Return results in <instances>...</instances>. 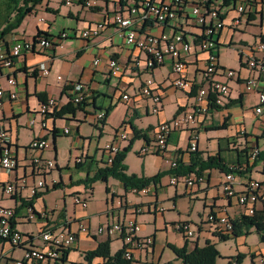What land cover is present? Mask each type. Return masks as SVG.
<instances>
[{
    "label": "crops",
    "instance_id": "0c3cea01",
    "mask_svg": "<svg viewBox=\"0 0 264 264\" xmlns=\"http://www.w3.org/2000/svg\"><path fill=\"white\" fill-rule=\"evenodd\" d=\"M89 1L91 6L87 5ZM132 5L133 0H74L69 6L63 0H45L14 33L34 41L39 32L54 37L63 31H85ZM225 5L222 16L230 26L237 14L232 5ZM8 13L6 2L0 0V31ZM139 26L143 31L147 28L144 22H139ZM153 30L162 31L161 27ZM252 30L255 31L251 41L240 38ZM239 32L242 34L237 38ZM10 37L7 35L4 39L9 40ZM216 39L219 41L217 55L220 65L236 71L237 77L229 79L218 75L219 81L230 86L231 94L224 106L216 108L208 105L206 112L196 109L197 90L205 84L198 69L197 56L187 57L186 65L187 77L195 81V87L191 91L176 89L172 86L174 74L171 62L151 71L143 67L133 68L136 60H145V55L128 45L119 29L112 25L95 38H68L48 52L37 46L34 51L24 54L16 60L14 74L17 84L14 88L8 84L10 72L0 69V88L4 89L0 99L3 103L0 105V132H8L18 161V167L13 172L0 167V205L15 209L13 224L27 236L23 247L0 241V264L21 259L27 247L43 246L39 235L45 228L77 232V240L66 252L64 264H87L86 254L107 240H110L113 257L120 251L124 252V242L109 228L103 233L99 229L130 218L141 224L142 237L154 239L151 247L134 253L132 264H184L175 249L186 248L191 252L204 247L208 241L215 244L220 253L217 264L260 262L264 257V242L255 229H251L249 234L224 241L212 230L208 217L212 212L218 216L227 214L234 220L245 215V209L222 189L226 173L231 168H235L234 188L238 192L250 180L264 182V113L257 114L255 111L259 106V93L264 90V75L252 72L240 55V51L246 48L254 49L258 39L264 42V10L254 8L243 18L238 32L228 28ZM233 44H237L238 62L227 67L222 62L220 48ZM256 57L263 58L264 54L256 53ZM96 59L101 61L99 65H95ZM110 59H116L124 67L120 76L110 73ZM45 67L49 68L48 76L40 73ZM150 77L154 78L156 90L163 96L162 104L157 106L158 112H155V103L143 97L140 91ZM250 77L257 78L259 86L246 92L243 82ZM76 83L83 84L88 95L87 102L80 106L70 105L71 89ZM11 91L18 94L15 100L9 99ZM124 95H128L129 99L125 101ZM50 98L57 99V110L44 117L39 112L40 106ZM68 107L74 112L56 116ZM101 112H105L106 117L100 125L97 115ZM191 112L196 114L197 123L172 132L164 154L140 155L139 149L153 141L154 131L160 124ZM44 121L46 128L42 126ZM120 131L129 135V141L121 145L122 151L134 139L124 162L127 173L145 178L162 175L156 184L149 185L151 193L148 195L134 194L112 176L107 181L85 184V181L95 177L98 169L104 168L105 157L101 149L111 143ZM136 132L139 133L137 138ZM192 132H196L198 137L195 152L190 150ZM62 136L71 138L68 140L70 150L59 140ZM42 137L49 141L50 148L42 154L32 155H41L56 162V169L46 178L48 187L36 197H32L28 188L17 195L5 194V186L13 182L26 180L28 185H34L38 181L31 166L32 155L28 147L33 140ZM252 147L259 148L261 154L255 162L249 161ZM79 157H83V161L77 165ZM209 158L220 161V167H206L199 172L200 163L207 162ZM174 161L179 165L178 174L199 172L206 176V183L194 187H188L183 182L171 185ZM193 163L197 166L192 171L189 169ZM221 167H226V170ZM99 186L105 190L100 201L95 198ZM81 194L93 195L94 200L86 209L73 205L72 199L81 197ZM29 207H33L37 221L29 220ZM135 207H144L146 212L137 214ZM82 220L88 223L89 233L78 232V223ZM179 222L191 223L194 231L192 238L175 229ZM96 227H99L98 233H92L91 228ZM252 238L255 241L250 244ZM230 241H234L236 246L234 252L222 253L219 245L227 246ZM104 262L103 258L93 260V264Z\"/></svg>",
    "mask_w": 264,
    "mask_h": 264
},
{
    "label": "built area",
    "instance_id": "2783aa9c",
    "mask_svg": "<svg viewBox=\"0 0 264 264\" xmlns=\"http://www.w3.org/2000/svg\"><path fill=\"white\" fill-rule=\"evenodd\" d=\"M66 5H72L74 0H63ZM134 5L123 8L112 16H108L104 21L96 24L94 27L85 31H63L58 36L41 37L34 41L25 37L23 34H10L9 40L0 41V69L10 72L8 75V84L14 88L17 81L15 78L16 60L28 52H32L37 46L43 48L46 52L53 49L63 40L68 38H95L107 26H116L127 44L139 49L144 55L145 60H136L133 68H145L147 71L163 66L168 61L171 62L174 78L172 86L183 91H191L195 87V81L188 79L186 74L187 57L197 56L196 62L198 69L203 74L205 84L198 88L196 96V109L199 112H206L207 106L214 101L217 106H224L231 94L230 86L217 79L219 74L229 79L237 77L236 71L223 68L219 63L217 50L219 41L217 38L225 29H232L238 32L242 26V20L256 7L264 10V0H228L229 6L232 5L236 12L230 26L223 20L222 8L226 6V0H133ZM91 6V1L87 2ZM139 22H144L146 30H141ZM150 26L161 27V32L148 30ZM255 48L249 50L246 48L240 51L245 59L248 68L252 72L264 75V57H256V53L264 54V42L258 39ZM254 50V51H253ZM251 51V53H250ZM100 60H95V65L100 64ZM110 73L118 77L124 67L116 60L108 61ZM42 76H48L50 71L48 67L40 71ZM259 80L250 77L243 82L246 92L255 90L259 86ZM141 95L151 99L155 105V112H158L157 106L162 104L163 96L156 90L154 78H148L141 87ZM71 103L73 105H82L87 102L88 95L85 92L84 85L76 83L71 89ZM4 94V89L0 88V99ZM18 97L16 92L11 91L10 100ZM123 99H129L124 95ZM214 99V101H213ZM3 103L0 101V105ZM57 110V99L50 98L40 106V114L44 117L53 114ZM257 114L264 113V90L259 93V106L256 108ZM106 113L101 112L97 115L99 124L105 120ZM197 123L194 112L178 116L171 121L160 124L154 131V139L143 148V153L152 151L154 154H164L168 146L170 134L176 130L189 128ZM47 127V123H42ZM66 133L69 130L66 129ZM197 133L192 132L190 150L195 152L198 149ZM129 141V135L125 131H120L114 140L101 149L105 157L104 167L111 166L116 156L122 151V143ZM49 141L45 138H38L31 142L28 150L33 153L42 154L50 148ZM0 167L7 172H13L18 167L16 152L12 149L8 132H0ZM260 155L259 148L252 147L249 152V161L255 162ZM31 166L38 181L34 185H28L26 180L13 182L4 188L7 195H17L24 189L31 191L32 197L41 194L48 187L46 178L56 169V162L52 159H45L41 155L30 157ZM83 157L76 160V164H81ZM179 165L172 162V178L170 184L175 186L178 182L185 183L188 187H194L206 183L207 178L199 172L189 174H178ZM236 176L235 168L226 173L225 181L222 183V189L228 197L236 199L239 206L245 209V215H253L258 209H264V182L250 180L240 192L234 188ZM55 183V182H53ZM131 191L138 195H148L151 193V186L142 189L133 188ZM76 205H81L83 209L88 207V201L82 200L80 196H75ZM122 204V203H121ZM120 204V205H121ZM29 220L37 221L33 207L28 208ZM137 214L146 212L144 207H135ZM16 211L13 208L0 205V241L7 242L14 247H23L27 243V236L18 230L13 220ZM208 221L212 230L218 234L231 237L233 232L234 219L227 214L216 215L212 212ZM112 231L118 234L124 242V258L132 261L135 258L136 251H143L154 244L153 237H142L141 224L134 218L122 220L111 227L100 228L99 232ZM175 229L188 238L194 236L191 223L179 222ZM89 225L85 220L79 221L78 232L89 233ZM44 242L41 247H27L21 259L6 261L5 264H64L65 252L72 248L77 240V232L67 231L60 228H45L39 235ZM232 264H238L234 261ZM258 264H264V257Z\"/></svg>",
    "mask_w": 264,
    "mask_h": 264
},
{
    "label": "trees",
    "instance_id": "16d2710c",
    "mask_svg": "<svg viewBox=\"0 0 264 264\" xmlns=\"http://www.w3.org/2000/svg\"><path fill=\"white\" fill-rule=\"evenodd\" d=\"M6 2L7 11L9 12L6 18V23L3 29L0 31V41L4 39L5 36L13 34L16 29H18L24 19L33 14L37 6L41 5L45 0H3ZM228 0H226V4ZM41 37L49 38L48 34L39 32L35 37V41ZM214 101V99H213ZM73 106V104H70ZM80 106V105H79ZM216 108L217 106L215 101L210 105ZM74 110H71L69 107L66 111H61L56 116L60 117L66 113H72ZM139 136V133L136 132V138ZM134 139H132L130 145L126 147L122 152H120L111 166L98 169L95 177L91 180L85 181V184H93L95 181L102 180L107 181V179L112 176L129 188L142 189L151 184H156L161 174H158L152 178L139 177L135 174L127 173V166L125 165L126 155L132 147ZM259 155L258 159L260 158ZM257 159V160H258ZM256 160V161H257ZM199 164V163H198ZM80 165V164H77ZM221 162L215 158H209L208 161L200 163V168L198 171H202L206 167H220ZM197 166L196 163L192 164V167L189 170H194ZM221 169L226 170V167H221ZM251 229H255L256 233L259 235L260 240L264 242V209H258L254 212L253 215H242L240 218L233 221V232L231 237L228 235L218 234L221 240H228L229 238L239 237L243 234H249ZM177 256L184 262V264H217V259L220 256L216 245L211 241H208L207 244L202 248H196L195 250L188 252L186 248L175 249ZM66 254V252H65ZM87 264H93V260L96 258H103L105 260L102 264H132L131 261L124 258V252L120 251L115 256H111L110 252V240H107L99 245V247L91 252L86 254ZM241 258V257H238Z\"/></svg>",
    "mask_w": 264,
    "mask_h": 264
},
{
    "label": "rangeland",
    "instance_id": "374dc122",
    "mask_svg": "<svg viewBox=\"0 0 264 264\" xmlns=\"http://www.w3.org/2000/svg\"><path fill=\"white\" fill-rule=\"evenodd\" d=\"M253 31H255V30H252V32L249 31V33H246L244 36H241L242 33L239 32L237 38H239V36H241L240 38H243L244 40H247V41H251V35L254 34ZM237 38H236V41H237ZM236 46H237V44H233V46H231V47L226 45V47L220 48V55H221L222 62L225 63L227 65V67L235 66V64L238 62V53H237ZM68 138L69 137H63L62 136V137H60L59 140L62 142V145L65 144V146H66L65 148L67 150H70V147L68 146V144H69L68 140H70L71 138H69V139ZM135 148L137 149L138 147L135 146ZM143 148H144V146L139 149V153H140L141 156H145V155H148V154H153L152 151H150L147 154L143 153ZM73 163H75V159L72 162V165H73ZM29 193L31 194V191ZM104 193H105V190L103 189L102 186L97 187L95 198H97V200H99V201L102 200L103 197H104ZM56 195H59V194H56ZM81 199L83 201L84 200H86V201L89 200L88 207L90 206V203H91L90 201L94 200L93 199V195L89 196V194H81ZM72 200H73V205H75L74 199H72ZM98 228L99 227H96V229L91 228L92 233H98ZM254 241H255V238H252V239L249 240V243L253 244ZM226 245L227 246H224V244H220L219 245V249L222 251V253H224V254L225 253H227V254L233 253L235 248H236V246L234 244V241H230L229 243H226Z\"/></svg>",
    "mask_w": 264,
    "mask_h": 264
}]
</instances>
